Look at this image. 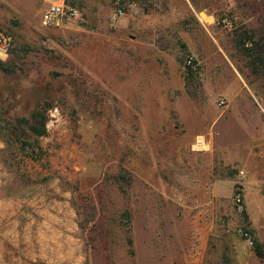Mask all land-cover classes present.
Wrapping results in <instances>:
<instances>
[{
  "label": "rangeland",
  "instance_id": "obj_1",
  "mask_svg": "<svg viewBox=\"0 0 264 264\" xmlns=\"http://www.w3.org/2000/svg\"><path fill=\"white\" fill-rule=\"evenodd\" d=\"M58 1L0 0L7 119L53 96L36 159L0 132V264H264V0Z\"/></svg>",
  "mask_w": 264,
  "mask_h": 264
},
{
  "label": "trees",
  "instance_id": "obj_2",
  "mask_svg": "<svg viewBox=\"0 0 264 264\" xmlns=\"http://www.w3.org/2000/svg\"><path fill=\"white\" fill-rule=\"evenodd\" d=\"M65 4L67 6L71 5L67 2H65ZM14 49H16V52L22 53L25 50L23 47L17 46ZM190 64H194V61L189 60V65ZM24 71L25 69L21 67V64L16 62L15 59H0V73L11 86H16L18 84V78L15 77H19ZM49 83L50 78L46 76L35 82L32 91L37 95V90L41 89L43 95L36 96V105L28 117L18 118L15 122L7 119L8 103L0 101V132L2 135L6 136L8 140L16 143L19 149L25 153V156L30 159H36L38 157L34 150V145H36L38 138L46 134L47 111L51 107L53 101V96L48 92ZM36 148L39 149L38 145ZM25 150L26 152H24ZM252 250L258 258L264 259V249L257 242L256 238H254Z\"/></svg>",
  "mask_w": 264,
  "mask_h": 264
},
{
  "label": "built area",
  "instance_id": "obj_3",
  "mask_svg": "<svg viewBox=\"0 0 264 264\" xmlns=\"http://www.w3.org/2000/svg\"><path fill=\"white\" fill-rule=\"evenodd\" d=\"M118 15H123L122 10H117ZM78 16V12L75 8L67 6L62 0L58 2L50 3L42 12L41 14V24L44 27L49 28H59L63 26L67 20L75 19ZM0 39L2 40V45H5L8 40L3 38L0 33ZM264 114V110H263ZM239 196H236V201L240 203ZM241 236L243 237L245 243L249 247L254 246V237L252 236L251 232L247 230L241 231Z\"/></svg>",
  "mask_w": 264,
  "mask_h": 264
},
{
  "label": "bare ground",
  "instance_id": "obj_4",
  "mask_svg": "<svg viewBox=\"0 0 264 264\" xmlns=\"http://www.w3.org/2000/svg\"><path fill=\"white\" fill-rule=\"evenodd\" d=\"M205 147L206 146L204 145L202 138H198V141H197V144L195 145V148H197V149H203Z\"/></svg>",
  "mask_w": 264,
  "mask_h": 264
},
{
  "label": "crops",
  "instance_id": "obj_5",
  "mask_svg": "<svg viewBox=\"0 0 264 264\" xmlns=\"http://www.w3.org/2000/svg\"><path fill=\"white\" fill-rule=\"evenodd\" d=\"M257 242L263 247L264 249V239L262 237L257 236ZM254 253V252H253ZM256 256V255H255ZM257 257V256H256ZM258 258V257H257ZM260 259V258H259Z\"/></svg>",
  "mask_w": 264,
  "mask_h": 264
},
{
  "label": "water",
  "instance_id": "obj_6",
  "mask_svg": "<svg viewBox=\"0 0 264 264\" xmlns=\"http://www.w3.org/2000/svg\"><path fill=\"white\" fill-rule=\"evenodd\" d=\"M200 15L205 19V17L207 18V16L205 15V13H200ZM205 20H209V21H211V18H207V19H205Z\"/></svg>",
  "mask_w": 264,
  "mask_h": 264
}]
</instances>
